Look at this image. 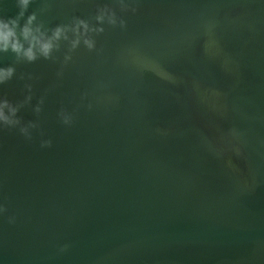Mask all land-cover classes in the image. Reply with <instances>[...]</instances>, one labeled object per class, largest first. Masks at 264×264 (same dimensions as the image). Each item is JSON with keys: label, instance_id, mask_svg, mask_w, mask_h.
<instances>
[{"label": "water", "instance_id": "water-1", "mask_svg": "<svg viewBox=\"0 0 264 264\" xmlns=\"http://www.w3.org/2000/svg\"><path fill=\"white\" fill-rule=\"evenodd\" d=\"M20 13L0 0V264H264V0ZM29 16L62 31L31 60Z\"/></svg>", "mask_w": 264, "mask_h": 264}, {"label": "clouds", "instance_id": "clouds-1", "mask_svg": "<svg viewBox=\"0 0 264 264\" xmlns=\"http://www.w3.org/2000/svg\"><path fill=\"white\" fill-rule=\"evenodd\" d=\"M29 0H18V5L21 9L20 15H23V9L26 8ZM33 17L29 16L26 24L21 29V36L28 42V48L23 49V55L31 60L33 58V46L38 47V50L42 55L47 56L52 48V41L60 38L62 35L61 29H56L51 38H45L39 33V29L35 31L30 27ZM81 27H86L81 23ZM16 21L15 20H3L0 19V50L8 49L9 47L17 53L22 50V45L17 41L15 35ZM75 44V41L73 42ZM85 44L91 47V43L85 40ZM9 72L0 70V80L4 79ZM0 105V109H2ZM3 111L0 110V120H5Z\"/></svg>", "mask_w": 264, "mask_h": 264}]
</instances>
